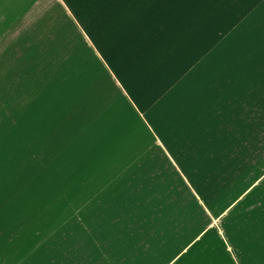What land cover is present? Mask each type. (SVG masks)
<instances>
[{
    "label": "crops",
    "instance_id": "1",
    "mask_svg": "<svg viewBox=\"0 0 264 264\" xmlns=\"http://www.w3.org/2000/svg\"><path fill=\"white\" fill-rule=\"evenodd\" d=\"M259 5L0 0V264H264V60L208 71Z\"/></svg>",
    "mask_w": 264,
    "mask_h": 264
},
{
    "label": "rangeland",
    "instance_id": "2",
    "mask_svg": "<svg viewBox=\"0 0 264 264\" xmlns=\"http://www.w3.org/2000/svg\"><path fill=\"white\" fill-rule=\"evenodd\" d=\"M87 1L91 3L94 2V5L100 2V0H71V2L77 8L80 9H83L86 6ZM189 1L191 5L193 4H195L196 6L199 5L200 8L202 9V13L199 12L190 13L188 11V17L187 19H185V24L187 25L188 23V28L190 33V35L188 34L189 38L190 36L192 37L195 33L200 34V36H202L205 34L208 28L213 27V29L211 28L208 30L209 32L207 31V33H211L212 30L218 28L217 22H221V25L223 26L226 23L228 24L239 17L245 18L244 25L241 26V30L243 29V31L249 25L259 27L261 23V19H262L261 9L257 10L253 15H249L250 12L249 8L258 6L261 0H189ZM260 6L261 5H259V7ZM193 23H197L198 26L197 27L192 26ZM218 34L219 33H215L216 39H220ZM239 35L240 34L238 33L232 35L231 37L228 36L221 39L222 46H217V48L213 50V54L215 55L216 62L213 67L208 68V71H216L219 68V66L217 65L218 63L217 60L219 58L224 59L226 56H229L232 52V47L234 50L236 49V53L239 55V59L243 60L242 63L238 64L239 66L238 69H241V71H244L245 69L248 68L257 71L262 70L263 60H264L262 43L244 42V41L241 42L242 39L240 38ZM247 57L248 59L254 58V62H250L246 64L244 60ZM5 117H6L5 110L0 111V119L4 120ZM108 129L109 128H107L106 133H108ZM24 135L25 134H17L14 136H9L6 140L5 127L4 125L0 126V138L2 140L9 141L10 144H13V142H17V141L24 143L23 142V138H25ZM18 146H21V150L17 152H20L22 154V144H19ZM26 147L24 148L25 152H26ZM35 150H36V144H30V153L32 156H36ZM31 160H33L34 163L36 162L35 157H31ZM53 209H54L53 207L46 209V213L51 215L54 214Z\"/></svg>",
    "mask_w": 264,
    "mask_h": 264
}]
</instances>
